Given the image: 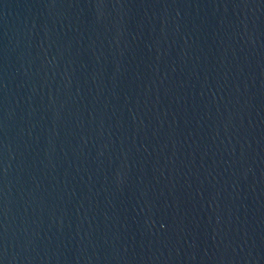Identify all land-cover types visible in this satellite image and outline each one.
I'll list each match as a JSON object with an SVG mask.
<instances>
[{"label":"water","instance_id":"obj_1","mask_svg":"<svg viewBox=\"0 0 264 264\" xmlns=\"http://www.w3.org/2000/svg\"><path fill=\"white\" fill-rule=\"evenodd\" d=\"M0 264H264V0H0Z\"/></svg>","mask_w":264,"mask_h":264}]
</instances>
